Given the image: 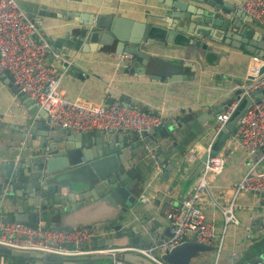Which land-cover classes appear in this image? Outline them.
<instances>
[{
    "label": "water",
    "instance_id": "obj_1",
    "mask_svg": "<svg viewBox=\"0 0 264 264\" xmlns=\"http://www.w3.org/2000/svg\"><path fill=\"white\" fill-rule=\"evenodd\" d=\"M151 1L164 4L165 9L160 14L146 9L131 16L120 10L91 12V8L87 11L83 6L77 8V4L75 12L58 8L57 14L72 17L77 24L74 29L67 30L68 42H64V48L87 52L112 46L110 55L116 58L106 66L109 73L126 74L127 77L135 73L133 79L136 74H142L147 79L144 73L150 66L154 73L148 74L149 78L160 80L176 67L171 61L156 58L160 51L158 46L164 43L177 46L184 59L182 64L189 65L193 71V62H196L199 68L216 69L213 78H224L233 84L239 83L231 75L235 63L253 54L264 57V36L257 39L256 47L247 43L250 32L240 25V18L246 13L234 10L230 2L193 0L201 5L196 8L189 0ZM16 3L30 19L39 20L38 16L33 18V4L21 0ZM246 17L251 19L249 15ZM60 43L57 41V46ZM185 56L193 62H188ZM220 69L223 74H218ZM263 71L264 65L258 73ZM1 73L10 80L7 71ZM14 90L26 106L29 118H24L21 125L0 122V223L29 225L33 221L43 228L64 231L86 225L104 233L89 243L92 248L133 244L149 247L169 237L171 224L158 234L154 228L145 232L141 229L143 218L135 222L137 191L146 187L149 175L151 179L157 177L165 163H168L167 171L162 175L177 171L174 161L182 154L199 150L200 155L194 161H183L187 166L182 177L185 179L183 186L187 187L197 179L206 158L219 154L228 138L234 135L252 99L264 95V87L240 95L239 89H233L226 103L207 108L201 114L193 112L176 121L167 120L140 131L111 133L50 126L47 114L26 94ZM234 101L223 125L212 126L214 116ZM106 102L114 103L110 98ZM114 104L127 106L128 103ZM35 114L39 115L38 119H34ZM259 151L255 153L258 155ZM261 241L264 243V236ZM79 246L87 247L86 244ZM212 250L215 246L211 244L186 240L159 254V258L165 264H191L192 259ZM0 255L35 260L37 264H91L94 260L111 259L106 254L66 259L1 246ZM123 261L155 264L138 254H124ZM260 261H264V251L242 264Z\"/></svg>",
    "mask_w": 264,
    "mask_h": 264
},
{
    "label": "crops",
    "instance_id": "obj_2",
    "mask_svg": "<svg viewBox=\"0 0 264 264\" xmlns=\"http://www.w3.org/2000/svg\"><path fill=\"white\" fill-rule=\"evenodd\" d=\"M21 1L29 2L34 6L33 18L38 16L39 20L34 19L33 21L51 46V50L45 55V61L52 64L56 72L59 73V88L67 98H80L103 103H108L106 99L110 98L114 103L127 102V106L138 107L143 111L161 116L164 122L171 119L176 121L177 118L186 117L193 112H200L201 114L207 108L221 106L230 97L228 93L234 85L230 80L213 78L212 74L217 71L216 69L199 68L196 62L190 61L186 56L185 59L188 62L195 64V70L193 71L189 65H183L184 59L181 58L182 55L177 46L173 47L164 43L158 46L160 51L156 58L171 61L176 65L174 72L162 76L160 80L149 78L148 74L154 73L150 66L146 69L148 71L144 73L147 74V79L142 74H136V79H133L132 76H135V73L128 77L126 74L114 76L109 73L106 66L112 63V58H116L114 54L111 53L110 55L112 46L103 50L95 49L87 52L64 48V42H68L66 38L67 30L74 29L77 24L73 21L74 18L57 14L59 10H56L58 8H62L66 12L69 10L75 12L77 9L74 8V5L77 4V8L83 6V9L87 11L91 8V12L107 13L120 10L134 16V14L146 9H153L160 14L161 10L165 9L162 3L151 0ZM225 1L230 2L234 10L239 9L238 2L240 0ZM188 2L195 5L196 8L201 6L193 0ZM23 12L25 11L23 10ZM246 16L248 15L245 14L240 18V25L250 32L246 42L256 47L258 44L257 39L264 36V27L259 25L253 18L248 19ZM57 41L58 43L61 41L60 46H57ZM251 56L245 58V61L235 63L232 66V79L241 81L247 76V69L250 64L248 60L250 62ZM218 74H223V71L220 69ZM140 76L141 79H138ZM14 89L15 87L8 77L0 73V122L21 125L24 118H29V114ZM38 118L39 115L35 114L34 119ZM214 122L215 116L211 123L212 126ZM220 156L223 158L222 168L217 173L208 174L209 196L208 198L204 197L201 209L203 214L213 222L218 236L222 231V218L219 207L228 204L232 200V211L237 223H229L222 231V243L218 253L216 250L204 252L200 257L192 259L191 264H242V262H248L251 258L263 254V252L257 254L254 250L256 248L255 244L257 245L258 240H261L264 236V200H260L254 193H240L232 199L234 183L245 173L250 163L254 162L257 154L249 155L250 158L248 159V155L237 147L231 136L220 151ZM183 161H185L184 154L174 161L178 165L176 172L171 171L168 175H162L163 171H167L165 166L168 163H165L166 165L160 168L159 175L154 179H151L152 177L149 175L146 179V187L137 191L136 196L140 192H144L149 197V201L146 203H137L136 200L137 210L134 219L135 222L139 217L144 219V225L141 227L144 232L149 228H154V232L161 234L169 225L166 214L172 208L178 207L181 197L183 195L187 196L191 191L196 180L189 182L187 187L183 186L185 179H182V177L187 169ZM29 226H36V224L30 221ZM186 240L192 239L187 237L183 241ZM214 244H216V241L212 245ZM87 248L91 247L88 246ZM154 253L159 257V254L163 252L155 249ZM123 255L120 259L117 257L119 264H132L123 261ZM87 256H90V254ZM83 262L85 261L83 260ZM262 263L264 264V261ZM0 264L37 263L35 260L15 263L12 260L6 261L0 257ZM91 264L113 263L112 259H98L91 261Z\"/></svg>",
    "mask_w": 264,
    "mask_h": 264
},
{
    "label": "built area",
    "instance_id": "obj_3",
    "mask_svg": "<svg viewBox=\"0 0 264 264\" xmlns=\"http://www.w3.org/2000/svg\"><path fill=\"white\" fill-rule=\"evenodd\" d=\"M238 7L264 27V0H240ZM51 46L37 24L16 3V0H0V73L7 71L10 81L20 94H26L39 109L47 114V124L74 131L101 130L111 133L140 131L163 122L159 115L143 111L134 106L93 102L80 98H67L59 88V73L45 61ZM264 59L253 55L245 76L233 89L240 94L264 87V71L258 73ZM249 77H251L249 79ZM235 104L231 102L224 111L215 115V127L219 128L228 118ZM232 140L246 155L260 150L253 163L234 183L232 199L240 193H254L264 200V95L252 99L242 113ZM199 150H190L184 155L187 162L194 161ZM223 158L220 153L207 157L191 191L181 199L178 207L167 214L170 236L149 247L124 245L119 247L87 248L89 243L104 233L96 228L81 227L72 230H50L41 224L29 226L15 222L0 223V246L19 251L41 252L66 259H75L92 254L110 255L113 264L117 257L132 253L141 255L155 264H165L155 253H163L187 237L201 244H213L221 248L222 231L229 223H237L232 211V200L219 207L222 231L217 236L215 226L202 212L204 197L209 196L208 174L221 170ZM138 203L149 201L148 195L140 192ZM210 201V200H209ZM215 202L214 200H212ZM216 204V203H215ZM86 244L87 247L79 246ZM255 264H263L262 261Z\"/></svg>",
    "mask_w": 264,
    "mask_h": 264
},
{
    "label": "trees",
    "instance_id": "obj_4",
    "mask_svg": "<svg viewBox=\"0 0 264 264\" xmlns=\"http://www.w3.org/2000/svg\"><path fill=\"white\" fill-rule=\"evenodd\" d=\"M255 246H256V248H255V253H261V252H263L264 251V243H262V241L261 240H258V244L256 245L255 244ZM8 258H9V261H13V262H15V263H17V262H21V261H27V260H30V259H23L22 257H17V256H10V255H8Z\"/></svg>",
    "mask_w": 264,
    "mask_h": 264
},
{
    "label": "rangeland",
    "instance_id": "obj_5",
    "mask_svg": "<svg viewBox=\"0 0 264 264\" xmlns=\"http://www.w3.org/2000/svg\"><path fill=\"white\" fill-rule=\"evenodd\" d=\"M1 258H4L6 261L9 260L8 255H0Z\"/></svg>",
    "mask_w": 264,
    "mask_h": 264
}]
</instances>
